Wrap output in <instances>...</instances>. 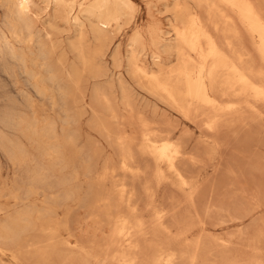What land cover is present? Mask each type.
Returning <instances> with one entry per match:
<instances>
[{
	"label": "bare ground",
	"instance_id": "6f19581e",
	"mask_svg": "<svg viewBox=\"0 0 264 264\" xmlns=\"http://www.w3.org/2000/svg\"><path fill=\"white\" fill-rule=\"evenodd\" d=\"M117 1L119 2L120 0H0V6L3 8V14L0 17V65H2L4 71L10 73V77L16 84H18L19 80L18 75H16L15 72H20L21 75L25 76L26 83L32 86L33 90L37 92V95H39V97L51 104L53 110L55 111V114L57 112L61 114L64 126L62 129L63 133L59 138L56 126L57 121L54 117L43 116L44 118L40 119L36 112L27 114L24 112H19L13 108H5L0 117V121L3 125L7 127H10L14 130L22 131L23 134L28 137L31 144L33 143L39 155H41L42 157H46V155L51 156L56 164L59 163L60 165L61 163L63 165V168L68 170L65 172L64 176L61 177V182L66 185V193L64 195L66 200H68V198H73L76 195L78 185L75 183V180L78 178L80 173L79 167L75 165V155L71 154V150H69L68 153L66 152L67 146H70V148L72 149L76 145L77 133L75 131L74 126L76 122L79 121L78 119H80L81 109L75 108V106L76 104L81 103L79 101L85 98L84 96L86 95L88 89H86L84 84V81H86V72L89 70H91L89 72H92V70H94V72H97L96 69L98 66V62L101 61L102 56L106 52L105 46L107 45H104V41L107 40H104L105 36L103 37L101 33L100 24L102 23L103 25H109V23L111 24L112 21L116 20V22L118 23V21L121 20V18L119 19L120 9L118 7H114ZM128 1L129 0H121V2L125 3L129 7V4L132 1L130 0V3ZM204 1L210 2L208 0H199V2H202V4ZM212 1L213 0H211V2ZM217 1L219 2L215 3L213 1L214 4H204L209 7L211 5L210 8L216 10L217 7L213 8L212 6H214L215 4H217L216 6H219L221 2V5L222 3H224L221 7L227 8L229 6L230 8L228 7L226 10H233V12L232 10L229 11V13H235L234 16L238 18V20L240 21V25L242 24L246 28L247 33L252 37L251 40H253V47L258 56L260 57V65H257L259 62L257 63L255 57H253L252 55L253 53L251 54L252 57H249L250 54L248 52L247 43L245 42L246 39H243V32L239 24L236 23L233 17H230V15L227 16L228 12L222 10L223 8L221 9V7L220 11H224L226 14L224 16H226L227 18L224 20V22H222V27H220L217 23L215 25V29L223 33L224 38L218 37L219 35L217 36L215 34L214 28L212 29L211 26L204 22L202 14L200 15L198 12H189L187 20L184 23L176 24L172 27L175 33V43H171V41L165 42L164 37L160 32L154 34V43L152 42L153 46L154 44L160 45L161 47L169 51L170 49H175L177 61L173 62V65L171 63L169 64L170 66L168 65V67H165L159 64L160 66L158 65V69H154L149 68L145 64V62L141 63L136 54H131L132 56L129 58L130 73L142 88L147 89L154 96L156 95L161 97L162 99L164 98V100L167 101L166 103H169L172 108H176L179 112L185 115L186 118L193 117L197 119V117H204L205 124L212 131L216 130L217 127L220 126V123L225 120H229V123H242L246 119L250 118L254 124L256 123L257 119H261L259 115L264 112L262 111L263 108L260 109L259 106L261 102H264V7H262L264 3L261 4V2H258L261 0ZM202 4L200 3V6ZM121 5L122 4H120V6ZM177 8L182 9L185 7L184 5L177 4ZM213 14L216 15L214 11ZM212 15L210 14V16ZM224 16L223 18L219 17L220 20L224 19ZM206 17L207 16H205V18ZM118 24H120V21ZM120 27L121 25H119V29ZM152 29L156 32L154 28ZM121 31L122 30H120V32ZM134 32H137L133 34L134 37H136L135 39L133 38L136 44L137 40L139 41V39L143 38L141 37L142 34L140 31ZM131 37L133 36L131 35ZM219 38L225 41L222 42ZM143 48L146 47L143 46ZM71 54L74 55L73 61H70ZM154 57L157 58L154 61H157L161 58V54L156 52L154 54ZM100 64L102 66V63ZM101 69L102 67L100 68V70ZM88 81L90 82V80ZM120 84L122 90V96L120 101L123 104V108L126 110V112H119L118 102L116 100L117 97L114 96L115 93H108L104 88L102 90L100 87H96L93 89V102L99 101L102 107H98L94 104L92 105V119L101 131L100 134L106 137V141H108L109 144L111 143L112 147L118 149L120 159L119 168H122V170L125 172L123 178L127 177L129 174L135 176L133 177V179H141L143 177V170L142 166L140 165L141 162L138 161L135 151V145L137 143V140L141 141L138 150L142 154L150 157L152 159V162H154L153 165H146L149 173L147 172L148 175L143 177L145 178V182L142 181L143 185L140 181V185L143 186V189L146 192L144 193V195L147 194V196L149 197L148 198L146 196L148 200L145 203V209L151 212V218H147L148 220L144 219L142 215L143 208L141 209V206L137 201V192L135 190V187L132 189H130L131 186L127 188L128 185L124 181V179H122L123 182L119 184L120 186L117 184L119 186L118 188H110L113 189V191L116 190L115 192L109 189V191L111 192L108 193L106 197L110 198L108 200H105L104 203H102V200L105 198H101L104 192H102L103 194L101 193V197L99 196V194L97 195L100 189H97V187L95 186L96 180L95 182L93 180L91 183L92 185L89 186L91 187L89 188L90 190H88V193L84 194V196L86 195V200L91 199L90 196L92 195L93 200L98 199L94 198V195L95 197L96 195L100 197L101 201L99 202H101V204L103 205L100 206L94 203L95 205H92V207H94L95 209H92V213L94 214L95 210V214L98 216L99 220H104L102 222V228L105 226H108L110 228L109 234H106L108 236H105L106 238H104V240L102 239L103 241L99 239L98 236L97 239H95H99L102 241V244L100 243V245L107 244L105 245V247L109 246L111 249L114 245H116V248L118 246L124 248L121 251L124 253L120 254L119 258L121 259L120 261L123 260L124 264L137 263L139 257L137 253L138 250L141 249L143 243H151L153 245L154 250H156V254L153 256V258H151L150 261H148L151 255H153L151 254L150 257L146 259L148 262L146 260L145 262L141 261L143 262L141 264H176L178 259L183 254H181L182 250H180L181 252L179 253V249H176V247L172 248L171 246L173 245L171 244H178L183 242L186 243L187 241L186 236L188 234L186 235V233L188 232V230H190L189 228L193 224L191 219L189 218V211L192 209L198 211L197 202L202 187V182L200 179L202 170L199 171L197 168H204L205 163L201 166H199L200 164L197 165L198 161L196 158H198L199 155L198 157L190 156V154L189 156H186L188 155V153L186 154L184 152V149L186 148L187 143H184L185 137H187V133L182 132L180 133L181 136L178 135V137L175 138L173 136L174 133L172 131L167 133L165 131V133L162 132V130L157 128L159 126H157L156 124L153 125L152 122L148 121L149 119L147 120V117L142 113L143 111L137 112L138 109L136 110V107L134 106L132 96L129 92L128 86L126 85V82L121 79ZM112 86L113 85H109L110 88H112ZM21 94L28 101V103L32 105L33 95H31L28 90H23ZM83 112L85 113V111ZM250 119L249 123L251 122ZM123 120H126L128 122L127 124H124L125 126L131 125L133 123L132 125L134 127V122H138L140 124V129L137 130L134 127L135 129L132 128L133 133H126L128 132L127 129H123L121 127V123L123 122ZM214 137L215 138H212V141H207L206 139L201 140L202 148L203 144L206 147L204 150V155L206 157L207 155H212L213 145L219 142L217 139V135H214ZM93 139L89 140L93 141ZM190 140L191 137L188 141L190 142ZM90 141H88L87 144L82 146L77 151V154L79 155L78 157H81L84 163V174L88 177L93 176V178L95 177L98 180L100 175L107 176L111 172L115 173V166H110L108 162L105 164V173L99 175L97 167L99 161L97 164L98 159L96 160V155L100 154L101 146H98L99 144L92 143ZM210 142H213V145H210ZM1 149L13 161V164L17 171H26V185H29L20 186L19 177L21 175L17 173L14 176L12 187L8 192L9 194L19 197L18 199H23V196H20L18 190H22V193L25 192L26 196H28L34 192L35 187L37 186L36 184H38V182L49 176V169L44 165L42 159L38 160L37 156H32L30 150L23 143V141H21L20 137L15 134L7 133L2 126H0V150ZM194 153H191V155H193ZM196 153L200 154V152ZM209 158H211V156ZM194 169H197V171ZM143 173L145 174L146 172ZM101 180H104L103 176ZM131 181L134 182L133 180ZM164 182H171L172 184L178 187L179 191H181L183 194L181 198V200H183V203L180 200V202H176L173 204V206L169 207L166 206L167 203L160 205V203L157 202L156 197L158 195V188ZM114 183L116 184L118 182ZM107 187L109 188L108 185ZM177 187L174 188L177 189ZM107 189L105 190V192L107 191ZM171 191L174 192V190ZM56 192L59 193L60 189L59 192ZM52 195L48 194V197L46 196L45 199L49 198L50 196L49 200H51ZM114 195L116 196L114 197ZM57 196L58 194L55 195V197ZM166 199L168 198L166 197ZM49 200L47 201L49 202ZM90 204L91 203L87 204L86 202L85 205L87 207V205L90 206ZM181 204L184 205V211H182V213L179 212L182 206ZM82 205L84 206L83 203ZM16 206H18V204ZM98 206H100L101 208H99ZM96 207H98L101 212L97 213L98 209L96 212ZM2 209V206H0V211ZM31 211H33V209L30 207L23 213L15 216V219L11 220L10 224L8 222V225H4V230L0 231V240L4 244L7 241L10 242L9 245H13L12 242L14 241L16 242V236L18 237L19 233L21 232L19 224L24 220L28 221L29 224V212L31 213ZM143 212L145 213V211ZM40 214H42V212ZM93 214L91 215L93 216ZM80 215L81 214H79V216ZM96 215L94 220L97 219ZM180 215H182V217H180ZM45 217L47 216L45 215ZM68 217L66 219H68ZM89 220L90 219L88 218L87 221ZM52 221L53 220H51L50 222ZM50 225H52V228H56L57 223H54L53 221V224L51 223ZM174 226H178V231L174 236H169L168 234ZM6 227L8 228L6 229ZM29 228L31 231L32 227ZM48 228L49 227H47V229ZM93 228L97 229V227ZM24 229H26V227ZM99 229H101V227ZM49 230H51V227L49 228ZM49 230L48 232H50ZM55 231H52L53 233L50 234L54 235ZM97 231H95V233ZM161 232L165 233V235H163ZM70 233H72V231ZM87 233L89 232L87 231ZM149 233L150 236H148ZM74 237L75 240L76 238L78 240V237H76V235ZM83 238L84 236L82 237V239ZM80 239L81 238H79V240ZM88 239H90L92 243L94 241L96 242V244L99 243L95 239ZM88 239L86 241H88ZM55 241H57V239ZM82 241H85V239ZM5 245H7V247L1 246V249H13L14 252L12 253H14V256H17L15 244V246H9L7 242ZM81 246L84 251L86 248L90 247H87L88 245L84 242L81 243ZM29 248L31 249V247H28V249ZM118 248L120 249V247ZM126 249L130 250V254L126 251ZM90 250L92 252V249ZM51 251L52 250H50V252ZM186 253L188 252L186 251ZM36 255L38 254H35L33 256ZM186 255L187 254H185V256ZM51 256L52 254L49 256V258ZM93 256L94 258H97V254H94ZM36 257L38 259L39 256ZM43 257L44 259H46L45 255ZM41 258L42 256L39 257V259ZM29 262L31 263V261ZM37 263L38 262H36V264ZM32 264H34L33 261Z\"/></svg>",
	"mask_w": 264,
	"mask_h": 264
},
{
	"label": "rangeland",
	"instance_id": "374dc122",
	"mask_svg": "<svg viewBox=\"0 0 264 264\" xmlns=\"http://www.w3.org/2000/svg\"><path fill=\"white\" fill-rule=\"evenodd\" d=\"M131 1L129 0L128 2L129 3L131 2L134 6L130 3L128 7V5L121 2V0L119 2L117 1V3H115L114 5V7H118L120 9L119 10V19L121 18V20H119L120 24H118L119 21L117 23L116 20L112 21L111 24L109 23V25H106V24L103 25L102 23L100 24L101 33L103 37L105 36L104 40H107V41H104V45L105 44L107 45L105 46L106 52L102 56L101 61L98 62V66L96 69L98 74L97 72H94V70H92L93 73L89 72L91 70L86 72L85 74L86 81H84L86 89L88 88L86 95L84 96L86 99L84 98L81 101H79L81 103L76 104V106L78 107L75 106V108L81 109L80 119H78L79 121H77L74 126L75 131L77 133L76 145L72 149L70 148V146L66 147L67 153L69 152V150H71V154L75 155V160H74L75 165H77L80 170L79 176L75 180V183L78 185V190L76 192V195L73 198H70V199L68 198V200H66V198L64 197L66 193V185L61 182V177L64 176L65 172L68 170L63 168V165L61 163L60 165L59 163L56 164L53 161V158L51 156L46 155V157L45 156L42 157L41 155H39L33 143L31 144L28 137H26L22 131L14 130L10 127H7L3 125L0 121V126H2L7 133L18 135L21 141H23V143L30 150L32 156H37L38 160L42 159L44 165L49 169V176L41 180L40 182H38V184H36L37 186L35 187L34 192L28 195L29 197L26 196L25 192L22 193V190L20 191L18 190V193L20 194V196H23L22 197L23 199H18L19 197L13 196L9 194L8 192L10 191V188L12 187L14 176L17 173L21 175L19 177L20 178L19 185L29 186V185H26V174H25L26 171L25 172L23 170L17 171L15 169L13 161L9 158V156L2 149L0 150V206H2L3 208L2 209L3 212L2 210L0 211V231L4 230V225H8V222L10 224V221L15 219L14 217L17 216L18 214L23 213L24 211L28 210L30 207L33 209L31 213L29 212V219H28L30 220L29 224L31 222L32 223L29 226L28 221L24 220L23 222H20L19 228L21 229V232L19 233L18 237L16 236V242L15 241L12 242L13 245L14 244L16 245L14 246H15V250H17L16 251L17 256H14V253H12L14 252L13 249H8V250L7 248L1 249V246L7 247V245L5 244L8 242V245H9L10 242L7 241L4 244L0 240V242L2 243V244L0 243V263L1 264H6V263L7 264H32V261H33L34 264H36V262H38L37 264H124L123 260L120 261L121 259H119L120 254L124 253V252H121L124 248H122L121 246H118L120 247L119 249L118 247L117 248L115 247L116 245H114L112 246V249H111L109 246L105 247V245L107 244L100 245V243L102 244V241L104 240V238L108 236L106 234H109L110 228L108 226H105L102 228V222L104 220L103 221L99 220L98 216L95 214V210H94V214L92 213L93 212L92 209L94 208L92 207V205H95V204L100 205V206L103 205L101 204V202H99L101 201L100 199L101 193L104 192V194L102 193L103 195L101 197L102 199L105 198L102 200L103 201L102 203H104L105 200H108L110 198V197L109 198L106 197L108 193L113 191V189H110V188L111 187L114 189L118 188L120 186L119 184L123 182L122 179H124V181L128 185V186L126 185L127 188L130 186H131L130 189L135 187V190L137 192L136 194L137 201L139 205L141 206V209L143 208L142 210L145 211V213L142 211V215L144 219L148 220L147 218H151V212L145 209V203L148 200L147 199L148 196L147 194L144 195V193L146 192L143 189L142 181L145 182V178L143 177L148 175L149 173L146 165H149V164L153 165L154 162H152V159L150 157L142 154L138 150V147L141 141L137 140L136 141L137 143L135 145L136 157L138 161L141 162L140 165L142 166L143 172H146V173L144 174L142 172L143 177L141 179L140 178L133 179V177L135 176L130 175V174L127 177L123 178L125 172L122 170V168H119L120 159H119L118 149L115 147H112L111 143L109 144V142L106 141V137L100 134L101 131L99 130L98 126L94 123L92 119L93 117L92 105L94 104L98 107H102L99 101L93 102V89L96 87H100L102 90L104 88L108 93H111V92L115 93L114 96L117 97L116 100L118 102L119 112L121 113L124 111L126 112V110L123 108V104L120 101L121 96H122L120 82H121V79H123L126 82V85L128 86V89L132 96V101L134 103V106L136 107V110L137 109L140 110V111L137 110V112L143 111L142 113L147 117V120L149 119L148 120L149 122H152L153 125L156 124L157 126H159L160 128L159 127L157 128L162 130V132L165 131L167 133V132L172 131L174 133L173 136L175 138H177L178 135L181 136L180 133L182 132L187 133V137H185V143H184V144L187 143L186 144L187 146L184 149V152L186 154L188 153V155L186 154L185 155L189 156L190 154V156H194V157H198L199 155V157L196 158L198 161L197 165L200 164L199 166H201L205 163L204 165L205 169L203 167H202L203 169L197 168L199 171L202 170L201 176H200L202 187H201V191L199 194L200 196L197 202L198 211L195 209H192L189 211V218L191 219L193 224L189 228L190 230H188V232L186 233V235L188 234L186 236L187 237L186 240L187 241L190 240V241L189 242L186 241V243L183 242V243H178V244H171L174 246V247L171 246L172 248L176 247V249H179V253L181 252L180 250H182L181 254L184 255V257L183 255L180 257L181 260L180 258L178 259L179 263L177 261L176 264H264V122H262L264 121V112H262L259 115L261 119H257L256 123L254 124L250 118L246 119L248 122L245 120L242 123L241 122L229 123V120H225L220 123L221 128L220 126H218L216 130L212 131L205 124L204 117H197V119L193 117L186 118V116L183 115L181 112H179L176 108L174 109L169 103H166L167 101H165L164 98L162 99L159 96H156V95L154 96L150 93V91H148L145 88H142L139 85V83H137V81L132 77L130 70H129L130 69V66H129L130 59L129 58L133 54H136L140 62L141 63L145 62V64L149 68L158 69L160 65L168 67V65L171 63L173 65V62L177 61V55H176L175 49H170L169 51L161 47L160 45L154 44L153 46L152 42L155 37L154 34L160 32L163 35L165 42L171 41V43H175L176 42L175 33L172 27L176 24L184 23L187 20V16L189 15V12H198L200 15L202 14V18L204 22L208 24L209 26H211L212 29L214 28L215 34L217 36L219 35L218 37L224 38L223 33L215 29V25L218 23L219 26L222 27L223 26L222 22H224V20L227 18L226 16H224L226 14L222 10H225L226 12L229 13V11H231L232 9L226 10L229 6L227 8L221 7L224 4L222 3L221 5V2L219 6H216L217 4L212 6L213 8L217 7L216 10H213L212 8H210L211 5L210 7L205 5V4L209 5V3L211 4L213 3V1L215 3H218L219 1L217 0H216L217 2L215 0H213L212 2L211 0H208L210 2L204 1L203 4L202 2H199V0H131ZM258 2L259 3L261 2L262 4L264 3V0H261ZM200 3L202 4L201 6H200ZM120 4L122 5L120 6ZM177 4L184 5L185 8L179 9L177 8ZM204 5L206 6V8ZM220 7L221 9L223 8L221 11H220ZM262 7H264V4ZM206 9L208 10V12ZM133 10H134V13H133ZM213 11L214 13H216V15L213 14ZM217 11H218V15L221 13L219 15L220 18H223L224 16V19H221L222 21L218 17ZM232 12H230L229 14L227 13V16L230 15V17H233L236 23L239 24L243 32V37H244L243 39H246L245 42L247 43V46H248V52L250 54L249 57H252L251 54L253 53L252 55L253 57H255V60L257 61V63L259 62L257 65H260V57L258 56V54L256 53L253 47L254 46L252 42L253 40H251L252 37L247 33L246 28L242 24L240 25V21L238 20V18L234 16L235 13H232ZM2 14H3V8L0 6V17L2 16ZM210 14L211 15L213 14L214 16L213 15L210 16ZM205 16L207 17L205 18ZM127 18H129L130 20ZM119 25H121L120 29H119ZM152 28H154L156 32ZM120 30L122 31L120 32ZM134 31L141 32L142 34L141 37L143 39H139V41L141 40L140 43L137 40L135 44L134 39L136 37H134L133 34L137 32H134ZM131 35L133 37H131ZM220 40L222 42L225 41L223 39H220ZM141 44H146V45H141ZM143 46L146 48H143ZM132 48H133V51H132ZM157 49H159L160 51ZM156 52L161 54V58L157 60L160 63H158L157 61H154L157 59L154 57V54ZM73 60H74V55L71 54L70 61H73ZM100 63H102V66ZM101 67L102 69L100 70ZM18 73L15 72V74L18 75V80H19L18 84H16L13 82L12 78L10 77V73L4 71L2 65H0V117L5 108H8V109L13 108L19 112H24L27 114L36 112L40 119L47 117V116L54 117L57 121L56 122L57 123L56 124L57 133L60 138L61 134L63 133L62 129L64 126L61 114L58 112L55 114V111L53 110L51 104L49 102H46L41 97H39V95H37V92L33 90L32 86L26 83L25 76L21 75L20 72ZM112 79L114 83L112 82ZM88 80H90V82ZM109 85H113L112 88H110L111 86L109 87ZM23 90H28L31 93V95H33L32 105H30L28 101L22 96L21 92ZM259 106H260V109L263 108L262 111H264V107H263L264 102H261ZM83 111H85V113ZM249 119L251 121L250 123H249ZM123 122L121 123V127L123 129H127L128 132L126 133H133V129L135 128L137 130L140 129L139 127L140 124L138 122L137 123L134 122L135 128L132 125L133 123L131 125L125 126L124 124L125 123L127 124L128 122L126 120H123ZM244 122L247 123L248 125L245 124ZM92 124H95V125H92ZM89 126H92V127H89ZM221 130H223L224 132ZM214 135L215 136L217 135V139L219 142H217L214 145H213V142H210V145H213L212 147L213 152H212V155H210L211 158H209L210 156L207 155L206 157L204 155V150L206 147L203 144V148H202L201 140L206 139L207 141H212V138H215ZM190 137H191V140L189 142L188 140ZM93 138L96 140V142ZM89 139L90 140L93 139V141H90ZM88 141L99 144L98 146H101L100 154L96 155L97 156L96 160L98 159L97 164L99 161V164L97 166L99 175L102 173H105L104 172L105 164L108 162L110 166H115V173L111 172L107 176L100 175L98 179L99 181L95 177L93 178V176L88 177L84 174V171H85L84 163L82 161V158L78 157L79 155L77 154V151L82 146L87 144ZM199 148H200V151H199ZM192 151L200 152L201 155L199 153L197 154L196 152L194 153ZM191 153H194V154L191 155ZM98 157L100 158V160ZM113 158H114V161H113ZM200 162H203V163H200ZM197 169H194V170L197 171ZM208 175L210 176V180H209ZM102 176L104 177V180H101ZM113 176H114V179H113ZM93 180L94 182L96 180L95 186L97 187V189L98 188L100 189V191L97 193V195L99 194L100 197H98L97 195L95 197L94 195V198H98V199L93 200V195H92L90 196L92 201L91 199L86 200V195L84 196V194H87L88 190H90L89 188L91 187L89 186L92 185L91 183ZM131 180H133L134 182H132ZM135 180H136V183H135ZM140 181L142 182L141 183L142 185H140ZM114 182H118V183L115 184ZM107 185L109 186V188L107 187ZM174 187H177V186H175L171 182H164L163 184H161V186H159L158 192H157L158 195L156 197V200L157 202L160 203V205L167 203L166 206L170 207V206H173L174 203L180 202L183 194L181 191H179L178 187L177 189ZM59 189H60V192H59ZM106 189H107L106 191L107 194L105 192ZM109 189L111 191H109ZM171 190H174V192ZM56 191H58L59 193H57ZM115 191L116 190H114L113 192ZM55 193L58 194L57 196L58 198L55 197V195H57ZM48 194L49 195L55 194L54 196L52 195L51 197L52 201L49 200L50 196L49 198H46L52 204H50L45 199L46 196L48 197ZM165 194H167L168 196ZM115 196L116 195H114V197ZM59 197H63V198H59ZM166 197L168 199H166ZM53 200L55 201V203ZM85 200L87 204L91 203L90 206L92 208L89 205H87L86 207ZM172 200H175V201H172ZM181 202L183 203V200H181ZM82 203L84 204V206L82 205ZM17 204L18 206H16ZM25 204H27L28 206ZM181 205L182 206L179 212L182 213V211H184L183 210L184 205L183 204ZM100 206L98 207L101 208ZM98 207H96V212L98 209L97 213L101 212ZM81 208H83L84 210ZM41 212L42 214H40ZM90 213L93 214V216ZM79 214L81 215L79 216ZM45 215L47 217H45ZM74 215L76 218L74 217ZM95 215L97 219L94 220ZM67 217L68 219H66ZM86 217L87 219L89 218L90 220L87 221ZM180 217H182V215H180ZM50 219L53 220L54 223L55 222L57 223V226L55 225L56 228L54 227L56 231L54 228H52V225H50L51 223L53 224V221L50 222L51 221ZM83 219L85 220V222ZM81 224L83 227L81 226ZM24 226L26 227V229H24L25 228ZM69 226L71 229L69 228ZM29 227H32L31 231ZM47 227L49 228L51 227V230H49V228L47 229ZM89 227H92V228H89ZM93 227H97V229ZM100 227L102 230L99 229ZM7 228L8 227H6V229ZM43 228L45 231L43 230ZM177 229H178V226H174L168 235L174 236L176 232L178 231ZM48 230L50 232H48ZM52 231L53 232L55 231L54 235H51L53 233ZM71 231L72 233H70ZM87 231L89 233H87ZM95 231H97L96 232L97 234L95 233ZM47 233H48V236H47ZM73 233H74V236L76 235V237H78V240L79 238H81L80 239L81 242L80 240L78 242L77 238L75 240ZM162 234L165 235V233H162ZM83 236L84 238L82 239ZM97 236L99 237V239L101 240L103 239V240L102 241L99 239L96 240ZM148 236H150V233L148 234ZM88 238H91L92 240L96 238L95 240L99 243L96 244L95 241H94L95 243L94 242L92 243L91 240ZM56 239L57 241H55ZM84 239L85 241H82ZM87 239L90 244L88 243V241H86ZM82 242L87 244L88 245L87 247L90 246L89 248H86L85 251L83 250L81 246ZM13 245H9V246H13ZM28 247H31V249L30 248L28 249ZM49 249L52 251L50 252ZM90 249H92V252ZM101 251H103L104 253ZM117 251L119 252V254ZM126 251L129 252L130 254L129 249H126ZM155 251L156 250H154L153 245L151 243H143L141 249L138 250L137 254L139 257H138V261L136 264H141L145 262V260L148 259L151 254H153L148 260L150 261L151 258H153V256L156 254ZM186 251L188 253H186ZM79 253H80V257H79ZM35 254H38L36 256H39V257L42 256V258L39 259L38 257L37 259L36 256H33ZM51 254L52 256L50 258L52 260L49 258ZM94 254H97V258L96 257L94 258L93 256ZM185 254L187 255L185 256ZM44 255L46 256L45 257L46 259H44L43 257ZM29 261H31V263Z\"/></svg>",
	"mask_w": 264,
	"mask_h": 264
}]
</instances>
